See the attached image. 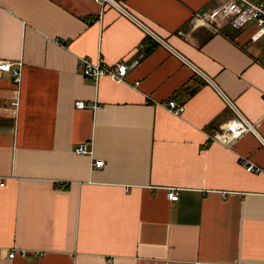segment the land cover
<instances>
[{"label":"crops","instance_id":"crops-1","mask_svg":"<svg viewBox=\"0 0 264 264\" xmlns=\"http://www.w3.org/2000/svg\"><path fill=\"white\" fill-rule=\"evenodd\" d=\"M113 1L0 0V264H264V35L200 20L229 0Z\"/></svg>","mask_w":264,"mask_h":264},{"label":"built area","instance_id":"built-area-1","mask_svg":"<svg viewBox=\"0 0 264 264\" xmlns=\"http://www.w3.org/2000/svg\"><path fill=\"white\" fill-rule=\"evenodd\" d=\"M105 3H114L113 0H103ZM121 12L130 18H133L136 22V18L132 17L131 13L127 10L118 6ZM200 20L203 21L209 28L214 31H219L224 27H231L235 30H242L249 23L254 22L258 27V35H264V2H254L253 0H229L226 4L221 6L216 11L199 15ZM11 65L9 63L0 62V71H10ZM83 75L90 79L91 81L97 83L102 78L108 77L114 81L121 82L127 76L128 67L125 63H117L112 67H108L103 64L102 61L93 62L91 59L84 58L80 67ZM205 78L208 79L203 73H201ZM15 75V83L19 84L21 82V74L17 69L14 70ZM209 80V79H208ZM210 81V80H209ZM210 83L215 87L217 92L223 97L227 103L230 104L232 108H234L233 103L222 93V91L215 85L212 81ZM78 109H85L89 107L86 103L82 101H78L76 103ZM166 107L169 111L174 113L175 115H182L185 112V106L180 105L177 102L171 100L168 101ZM237 120L232 129L228 131L227 134H224L221 141L224 144H229L230 142L235 141L240 134L243 132H253L256 133L253 125L239 112L237 111ZM264 145V142H263ZM76 154L78 155H88L90 154L88 151V143H82L78 145L75 149ZM243 166L250 173L260 174L263 173V169L253 164L251 161L243 159ZM93 168H102L104 167V161H93ZM7 185V180L0 178V187L4 188ZM167 196L170 201L176 202L179 200V189L177 188H169L167 190ZM25 255V252L20 251H11L8 253V257L10 259L16 258L17 255ZM7 256V251L5 249H0V260ZM114 264V263H110Z\"/></svg>","mask_w":264,"mask_h":264},{"label":"water","instance_id":"water-1","mask_svg":"<svg viewBox=\"0 0 264 264\" xmlns=\"http://www.w3.org/2000/svg\"><path fill=\"white\" fill-rule=\"evenodd\" d=\"M151 49H152V47L147 48L146 53H148Z\"/></svg>","mask_w":264,"mask_h":264}]
</instances>
